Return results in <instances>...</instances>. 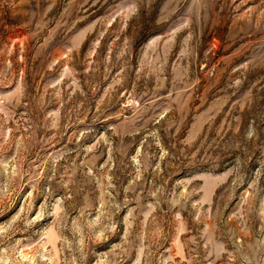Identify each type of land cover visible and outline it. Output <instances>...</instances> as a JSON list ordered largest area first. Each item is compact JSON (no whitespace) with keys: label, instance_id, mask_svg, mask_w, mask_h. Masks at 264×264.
<instances>
[{"label":"rangeland","instance_id":"1","mask_svg":"<svg viewBox=\"0 0 264 264\" xmlns=\"http://www.w3.org/2000/svg\"><path fill=\"white\" fill-rule=\"evenodd\" d=\"M0 264H264V0H0Z\"/></svg>","mask_w":264,"mask_h":264}]
</instances>
